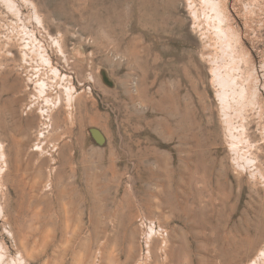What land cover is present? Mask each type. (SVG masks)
Instances as JSON below:
<instances>
[{
    "label": "rangeland",
    "instance_id": "374dc122",
    "mask_svg": "<svg viewBox=\"0 0 264 264\" xmlns=\"http://www.w3.org/2000/svg\"><path fill=\"white\" fill-rule=\"evenodd\" d=\"M6 1L0 264H224L232 240L264 264V0H153L164 31L141 0ZM61 36L81 56L54 114L72 121L82 94L72 134L14 115L59 73L47 47L60 54ZM244 212L262 221L252 247Z\"/></svg>",
    "mask_w": 264,
    "mask_h": 264
},
{
    "label": "bare ground",
    "instance_id": "6f19581e",
    "mask_svg": "<svg viewBox=\"0 0 264 264\" xmlns=\"http://www.w3.org/2000/svg\"><path fill=\"white\" fill-rule=\"evenodd\" d=\"M166 5L167 4L165 3V5L163 6L164 9H167L168 5L167 6ZM5 7L7 9L11 8L10 4L6 0H5ZM141 7L143 8L142 9L143 17L146 23H150V24L155 23L157 24L158 27H160L162 31L166 30L165 27H161L159 25L160 23L157 22V20L160 19L159 17L163 15V13L162 15L160 14L163 10L161 11V6L158 3H155L153 0H141ZM89 18H91V16ZM89 18L87 17L86 20H88ZM161 19L163 20L164 18L161 17ZM162 20L160 22H164V20L163 21ZM81 31L84 32V28H81ZM47 48L50 51V57L48 58L50 69L54 67L55 68L58 67L60 71L59 73L51 76L53 78V81L49 82L50 84L45 83L44 85H40L38 91L34 93V98H33L34 100H32V102L30 103L29 109H26L25 117L22 116L21 113H19L18 109L14 110L15 112L14 115L16 117V121L19 122V120H22L27 125L32 124L37 119L49 120L51 124V129L53 131L58 129V127H60L61 133L70 134L76 125L79 124L80 126L84 122L83 119L77 116L78 109H80V99L82 97L81 96L82 94L76 95L74 101L73 102L70 101L69 103L72 109L73 108L76 109V112H75L76 114L72 121H68V119L64 116L61 118L60 121H58V119L54 116V114H60V112L62 111V109H64L65 104H66L64 101L62 91L60 89V84L62 80L61 74L64 73L63 74L65 76L64 79L70 82L72 80V76H75L77 79L82 77V74H81L82 65L79 62V58L81 57L80 52H78L74 56V54L67 49L66 38L62 36H61V39H59V45H58V50L60 51V54L57 53L56 46L53 47L50 44L48 45ZM41 77L42 75L40 74L36 82L39 81ZM81 79L84 80L85 82L94 83L96 76L94 75L92 80H88L86 78H81ZM88 122L93 123L94 118H90ZM42 123L44 124V122ZM25 184L29 185V188L27 190L17 189V192H16L15 204L19 212H23V209L25 208L26 205H30L33 207L40 199L37 194V191L42 189L41 181L35 180L32 183L25 182ZM68 185L72 188L75 187V182L73 181V179L69 181ZM52 186L54 187L53 184ZM242 215L244 219L243 224H245L244 230L246 231V233H250L248 235L250 236V238H248V244H249L248 247L249 246L252 247L251 245H253V242L256 239L258 229L262 225V221L260 219H259L260 221L258 222H253L252 220H249L246 212H244ZM239 248H240V241H234V240L229 241L226 251L230 253H228L227 258L224 260L223 263L224 264H247L245 261L248 255L242 256L240 254L241 251L239 250ZM254 264H256V262Z\"/></svg>",
    "mask_w": 264,
    "mask_h": 264
}]
</instances>
